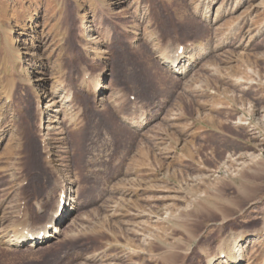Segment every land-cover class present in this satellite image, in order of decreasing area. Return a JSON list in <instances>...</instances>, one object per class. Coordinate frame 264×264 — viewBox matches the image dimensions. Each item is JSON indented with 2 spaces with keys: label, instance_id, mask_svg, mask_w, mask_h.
Instances as JSON below:
<instances>
[{
  "label": "rangeland",
  "instance_id": "374dc122",
  "mask_svg": "<svg viewBox=\"0 0 264 264\" xmlns=\"http://www.w3.org/2000/svg\"><path fill=\"white\" fill-rule=\"evenodd\" d=\"M37 93L61 111L47 136ZM60 180L61 234L7 244L48 222ZM243 245L237 264H264V0H0V264H207Z\"/></svg>",
  "mask_w": 264,
  "mask_h": 264
},
{
  "label": "bare ground",
  "instance_id": "6f19581e",
  "mask_svg": "<svg viewBox=\"0 0 264 264\" xmlns=\"http://www.w3.org/2000/svg\"><path fill=\"white\" fill-rule=\"evenodd\" d=\"M25 44H28V43H25ZM163 51V50H162ZM160 53V59L161 61L163 62V64L165 66H171L172 69H170L171 73L173 75H185L183 71L181 70H178L179 69V65L176 66V63L179 61V58L182 56V53H179V49L178 50H169V51H163ZM96 84V83H94ZM99 86V84H98ZM41 99H44V96H41L39 93L36 94V97H35V100L38 101V107L40 108L41 110V113H42V118L40 119V123H39V130L40 131H43L45 135L50 129H51V124L53 122H55V119L56 118H60V115H61V111L58 109L57 106H54L53 103H51L50 101H47V102H50V104H47V103H41ZM111 99V98H110ZM101 101V100H100ZM112 101V99H111ZM55 102V101H54ZM108 102V101H107ZM53 107H57L56 109L54 110H51V108ZM39 110V111H40ZM62 110V109H61ZM54 114L55 116V119L54 121H52V117L51 114ZM45 117H46V120H45ZM44 119V120H42ZM62 119V118H61ZM63 120V119H62ZM134 121H130L129 125L131 128H137L139 126H141V122H142V118L139 117L137 120L136 119H133ZM64 121V120H63ZM62 121V122H63ZM55 128V127H54ZM59 128V127H58ZM140 128V127H139ZM62 130V129H61ZM59 130V131H61ZM62 133V132H61ZM65 133V131H64ZM55 134V133H54ZM58 134V133H57ZM41 135V134H40ZM48 134H46L45 136H47ZM50 135V134H49ZM56 135V134H55ZM251 135V134H250ZM75 137V136H74ZM67 138V137H66ZM30 139V138H29ZM44 139V138H43ZM46 139V138H45ZM12 140V139H11ZM49 140V138H48ZM33 141V140H32ZM53 141V140H52ZM13 142V141H12ZM44 142V141H42ZM47 142V141H45ZM70 142V141H69ZM52 143V142H51ZM55 143V142H54ZM45 144V143H44ZM19 145V144H18ZM16 144V146H18ZM31 145V144H30ZM36 145V144H35ZM45 146V145H44ZM18 148V147H17ZM81 150V149H80ZM49 153V152H48ZM47 164V163H46ZM49 165V164H48ZM242 165V164H241ZM60 166V165H59ZM62 166V165H61ZM48 168V167H47ZM58 169V168H56ZM67 170V169H66ZM53 171V170H52ZM61 174V173H60ZM60 177V176H59ZM61 181V180H60ZM60 188H61V191L62 192L64 190V193H65V189L68 191L69 194H67L65 196V194L61 193L60 197L57 199V202H56V208H55V211L52 212L51 216L49 217V220L48 222H46L41 228H38V229H29V228H26L23 227L21 229L19 228H16L15 230V235H13L12 237H10L8 240H6L7 244H9L10 246H21L23 247L24 249H27V250H34V249H39L41 248L42 246L46 245L50 240H53L55 239V236L61 234L62 232V223H61V218L67 213L68 210H73L74 206H73V203H74V190L71 189V185L69 183L68 180H63L61 181L60 183ZM59 188V189H60ZM61 199L64 201V205L62 207V209L60 208L61 206ZM70 212V211H69ZM25 214V213H24ZM60 219V220H59ZM74 222V219L71 220L69 226ZM61 224V225H60ZM14 230V229H13ZM72 237V236H71ZM235 247V246H234ZM246 247L247 246H242V247H239L236 251V255H232V252L228 251L225 252L223 249H219L218 253L211 259H209L207 261V264H213L214 261L218 260L219 258L222 257V255L224 254H227L229 255V259L227 260V263L231 262V263H236L237 262L241 263L243 258L240 257L241 254H243L246 250ZM249 262L247 261L246 264H248Z\"/></svg>",
  "mask_w": 264,
  "mask_h": 264
}]
</instances>
